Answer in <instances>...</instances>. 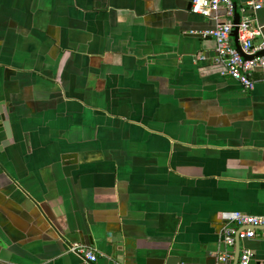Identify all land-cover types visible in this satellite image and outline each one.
Here are the masks:
<instances>
[{
    "label": "crops",
    "instance_id": "1",
    "mask_svg": "<svg viewBox=\"0 0 264 264\" xmlns=\"http://www.w3.org/2000/svg\"><path fill=\"white\" fill-rule=\"evenodd\" d=\"M190 1L0 0L1 264H85L73 242L232 264L219 213L264 215V68L251 90L222 75ZM239 247L264 264V228Z\"/></svg>",
    "mask_w": 264,
    "mask_h": 264
},
{
    "label": "built area",
    "instance_id": "2",
    "mask_svg": "<svg viewBox=\"0 0 264 264\" xmlns=\"http://www.w3.org/2000/svg\"><path fill=\"white\" fill-rule=\"evenodd\" d=\"M264 5V1H246L239 7L240 20L233 21L234 3L233 0H191L190 11L203 17H211L215 20V25L211 29L202 32L203 35L210 36L215 41L216 61L221 64V74L228 75L240 82L244 89H253L256 79L252 73L257 68H264V55L256 53L264 48V40L259 44L254 43V38L260 31L254 25V16L251 10H257ZM224 10V17L218 14L219 10ZM237 27V38L240 48L244 54L249 56L244 58L238 53L233 39L232 31ZM264 83V73L259 78ZM219 218L224 223L221 228V240L227 246H233L235 238L239 240L253 238L257 228H264V215H249L239 211H221ZM69 250L81 255L86 264H95L96 251L91 245L73 242ZM234 258L232 253H221L218 260L225 262ZM250 252L243 249L240 252L236 264H248Z\"/></svg>",
    "mask_w": 264,
    "mask_h": 264
},
{
    "label": "water",
    "instance_id": "3",
    "mask_svg": "<svg viewBox=\"0 0 264 264\" xmlns=\"http://www.w3.org/2000/svg\"><path fill=\"white\" fill-rule=\"evenodd\" d=\"M233 3H234L233 21L235 23H238L239 20H240L239 7L244 2H240L238 0H233ZM255 11L251 10L250 13H253ZM189 34L190 35H194V36H199V37L203 35L202 33H189ZM231 34H232V37L234 38V45H235L238 53L241 54L244 58H248L249 56L244 54L242 52L241 48H240V44H239V41H238V38H237V27H234V29H233ZM256 54L257 55H264V48L262 50L258 51ZM7 119H8L7 118V112L5 111L4 107L2 106V107H0V130H4L6 132V140L2 141V143L0 145V148H2L3 146L7 145L10 142V140H11V132H10L9 123H8ZM112 236H113V240L112 241L117 244V250H118L117 254H118V259L120 260V258H121L120 255L122 253V251H121L122 242H121L120 237L118 236V233H113ZM71 244L72 243H70L68 245V249H69ZM234 246H235V250H234V258H233L232 264H236V261L239 258V255H240V252H241V249L239 247V239H238V237L235 238ZM72 253H74V252H72ZM75 254H77V253H75ZM77 255H79V254H77ZM79 256L84 260V258L81 255H79ZM1 263H2V261L0 259V264ZM178 263H179L178 261L176 262V260L173 257L170 256V257H167V258H158V259L146 258L144 263H142V264H178ZM85 264H86V262H85Z\"/></svg>",
    "mask_w": 264,
    "mask_h": 264
}]
</instances>
